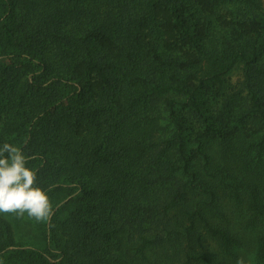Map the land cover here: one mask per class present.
Segmentation results:
<instances>
[{"label": "trees", "instance_id": "16d2710c", "mask_svg": "<svg viewBox=\"0 0 264 264\" xmlns=\"http://www.w3.org/2000/svg\"><path fill=\"white\" fill-rule=\"evenodd\" d=\"M247 140L264 154L262 0H0V145L53 208L38 241L0 213V264H229Z\"/></svg>", "mask_w": 264, "mask_h": 264}, {"label": "rangeland", "instance_id": "374dc122", "mask_svg": "<svg viewBox=\"0 0 264 264\" xmlns=\"http://www.w3.org/2000/svg\"><path fill=\"white\" fill-rule=\"evenodd\" d=\"M264 4V0H262ZM231 81L234 85L238 86L243 79L242 68L239 66L234 68L230 76ZM249 147H255L250 144V142L245 141L244 143L239 141L238 148L240 153V172L242 176L239 179H228L224 182H220V187L218 188L219 194L217 195L221 203V208L224 214L220 216L221 220L225 217V222L228 221L233 227L232 229L239 234H242L244 239L243 246L237 250L236 257H231V255H226V260L229 264H237L238 259H243L244 264H264V261H257V243H256V232L255 230L259 225H264V207L257 206L255 200L250 197L251 188H254L257 192L259 187L258 184L252 183L249 179L243 178V175L250 174L253 172L254 168L259 166L264 171V154L260 157L256 155V150H251ZM258 168V169H259ZM230 186L237 189L241 197V205L237 201L228 196L226 193ZM4 217L11 221L12 226L15 231L24 239H35L38 241L39 229L38 221L34 218L28 216L25 213L22 216H18L14 213H1ZM217 215V213H216ZM223 220V219H222ZM251 222L254 226V230L245 228L248 222ZM247 227V226H246ZM208 248L210 250L215 249V242L213 240H208ZM256 256V257H255Z\"/></svg>", "mask_w": 264, "mask_h": 264}, {"label": "clouds", "instance_id": "9594fccd", "mask_svg": "<svg viewBox=\"0 0 264 264\" xmlns=\"http://www.w3.org/2000/svg\"><path fill=\"white\" fill-rule=\"evenodd\" d=\"M35 154L26 155L16 145H0V213H25L37 221L50 218L53 208L45 190L36 185V173L28 166ZM237 264H244L238 259Z\"/></svg>", "mask_w": 264, "mask_h": 264}]
</instances>
